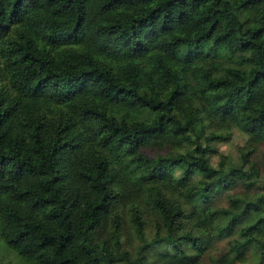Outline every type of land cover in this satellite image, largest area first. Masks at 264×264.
<instances>
[{"label":"trees","instance_id":"16d2710c","mask_svg":"<svg viewBox=\"0 0 264 264\" xmlns=\"http://www.w3.org/2000/svg\"><path fill=\"white\" fill-rule=\"evenodd\" d=\"M262 141L264 0H0V236L22 262L263 264Z\"/></svg>","mask_w":264,"mask_h":264},{"label":"rangeland","instance_id":"374dc122","mask_svg":"<svg viewBox=\"0 0 264 264\" xmlns=\"http://www.w3.org/2000/svg\"><path fill=\"white\" fill-rule=\"evenodd\" d=\"M151 113L146 109H139L137 111L138 117H148ZM219 131L221 132L222 136L220 139L216 140L214 145L216 146L218 153L220 154H228L232 156L238 155V146H243L247 144L248 135L241 130L240 128L236 127L233 124H223L218 127ZM143 151L148 154L149 156H157L162 152V149L156 145H149L143 147ZM219 159V154H215L211 156L210 162L213 165H216L217 161ZM250 159L255 160L258 165V169L260 171L261 176H264V141L259 142L257 146H255V149L253 151V154H251ZM175 173L178 175L179 170H175ZM194 178L197 177V172L194 173ZM262 183V180H261ZM235 187H230L228 189H225L216 194L214 197V201L221 202L223 201V195L225 192H232L236 190ZM117 209L119 213L121 214V222H122V235H123V247L129 250L133 255L135 254V251L138 246V235L136 233L134 224L132 223L130 219V205L129 204H123L117 206ZM154 221H152V218L146 217V229L148 236H151L153 233V225ZM226 239H218L214 240L212 248H223L225 245ZM204 261H206L204 259ZM0 264H27L22 262L20 259L15 256V254L9 249V247L6 245L4 240L0 236ZM30 264V263H29ZM240 264V263H237ZM241 264H247V263H241ZM264 264V262H263Z\"/></svg>","mask_w":264,"mask_h":264}]
</instances>
